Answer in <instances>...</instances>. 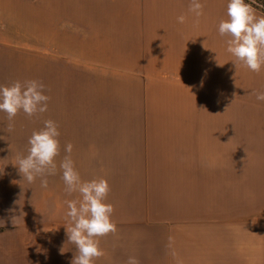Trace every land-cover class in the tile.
Instances as JSON below:
<instances>
[{"label":"crops","instance_id":"0c3cea01","mask_svg":"<svg viewBox=\"0 0 264 264\" xmlns=\"http://www.w3.org/2000/svg\"><path fill=\"white\" fill-rule=\"evenodd\" d=\"M76 3L79 53H102L108 67L141 74L136 122L102 124L80 137L92 143L94 158L119 165L106 196L115 231L97 238L98 258L224 264L248 254L263 260L264 188L240 185L245 196L261 189V202L231 205L229 178L236 132L238 163L254 165L243 179L264 181V101L255 95L264 91V64L259 72L232 64L227 37L217 32L227 0H201L198 19L187 11L189 0ZM57 211L44 226L33 221L28 232L0 235V264H70L76 249L65 235V203ZM247 227L254 235H246Z\"/></svg>","mask_w":264,"mask_h":264},{"label":"rangeland","instance_id":"374dc122","mask_svg":"<svg viewBox=\"0 0 264 264\" xmlns=\"http://www.w3.org/2000/svg\"><path fill=\"white\" fill-rule=\"evenodd\" d=\"M76 1L0 0V86L36 80L44 85V94L49 98L47 111L31 117L19 111L8 121L0 112V235L13 234L17 229L28 232L31 227L35 229L38 221L44 226L47 218L60 214L58 205L79 199L78 193H66L60 178L59 163L65 155L70 156L82 181L94 179L95 169L98 178L105 177L109 189L114 186L111 170H117L119 165L102 163L98 157L94 163L92 143L82 140L84 132L88 135L89 130L101 129L102 124L136 122L141 107L138 69L108 67L109 62L101 59L102 53L96 58L91 52L79 53ZM47 119L58 125L59 152L55 157L56 173L47 176V188H41L39 179L32 184L21 181L13 163L18 155H26L28 137ZM232 123L236 124L234 116ZM236 139V132H231L230 203H252L256 199L261 202V189L256 197L238 191L240 185L243 189L256 188L255 183L257 188H264V181L243 179L251 175L254 165L238 163ZM69 143L71 153H65ZM105 200L111 203L110 197ZM245 232L254 235L252 228L247 227ZM165 263L171 264L172 260ZM92 264H127V260L106 256L94 258ZM224 264H264V258L246 254L244 260L230 259Z\"/></svg>","mask_w":264,"mask_h":264},{"label":"clouds","instance_id":"9594fccd","mask_svg":"<svg viewBox=\"0 0 264 264\" xmlns=\"http://www.w3.org/2000/svg\"><path fill=\"white\" fill-rule=\"evenodd\" d=\"M187 11L198 19L202 15L201 0H189ZM226 17V20L218 23L217 32L227 37L225 51L232 57V64L236 69L245 67L249 71L259 72L264 64V16L254 14L246 0H227ZM176 19L177 23L182 24L185 17L181 15ZM255 95L257 101H264V91ZM48 99L44 94V85L36 80L15 81L8 86H0V112L6 114L8 121H12L19 111L29 117L46 112ZM8 127L11 130V124ZM58 136V125L51 119L44 120L42 128L31 133L26 155H18L13 163L22 177L21 181L32 184L39 179L40 187L47 188V176L56 173ZM71 150L70 143L65 145V153H71ZM59 169L66 193L79 195V199L64 201V215L67 218L65 235L67 242L76 249L70 264H92L94 258L103 255L97 238L115 231L111 221L113 208L105 202L109 185L103 178L82 181L68 155L60 161ZM168 242L170 247L171 237ZM127 264L138 262L134 257H129Z\"/></svg>","mask_w":264,"mask_h":264},{"label":"trees","instance_id":"16d2710c","mask_svg":"<svg viewBox=\"0 0 264 264\" xmlns=\"http://www.w3.org/2000/svg\"><path fill=\"white\" fill-rule=\"evenodd\" d=\"M246 2L248 4H250L251 6L261 10L262 12H264V0H246Z\"/></svg>","mask_w":264,"mask_h":264}]
</instances>
